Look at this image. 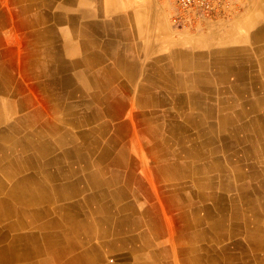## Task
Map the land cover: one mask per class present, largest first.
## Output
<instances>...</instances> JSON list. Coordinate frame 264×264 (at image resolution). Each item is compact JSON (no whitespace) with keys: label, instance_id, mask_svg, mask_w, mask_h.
<instances>
[{"label":"crops","instance_id":"obj_1","mask_svg":"<svg viewBox=\"0 0 264 264\" xmlns=\"http://www.w3.org/2000/svg\"><path fill=\"white\" fill-rule=\"evenodd\" d=\"M166 6L0 0L7 264H264V0L219 50Z\"/></svg>","mask_w":264,"mask_h":264},{"label":"rangeland","instance_id":"obj_2","mask_svg":"<svg viewBox=\"0 0 264 264\" xmlns=\"http://www.w3.org/2000/svg\"><path fill=\"white\" fill-rule=\"evenodd\" d=\"M166 6L167 19L169 20V25L172 30L178 32V34H197V33H205L207 36L212 37V50H219L218 48L224 47L221 45L223 37L226 35H242L247 33L252 29L253 23L250 21V17L254 13V9L256 7L257 2L260 0H235L233 6L227 8L221 13H217L215 15H206L200 13H192L189 15L185 22L176 25L172 21V17L174 13L178 11V8L175 3L163 0ZM199 36V35H198ZM236 43L231 44V46H235ZM135 104H133L131 109H135ZM125 107L124 104H116V109H120ZM167 109V108H165ZM91 110V106L88 104H84V114H87V111ZM106 110H111V108H107ZM70 118V116H68ZM106 120L108 118H105ZM110 122L109 132L111 135V119H108ZM91 125L85 126L84 129L87 130ZM70 128V125H69ZM126 129L122 127V131ZM4 142V141H3ZM117 155L121 157V152H116ZM147 152H137V158H149ZM122 158V157H121ZM1 191V189H0ZM230 202V201H229ZM230 205V204H229ZM4 254L3 259L1 258L0 264H7L8 262L5 260L9 257V262H11V255L7 253L9 244L8 242L11 240L12 232L10 230L4 231ZM38 234V232H36ZM27 239V235H25ZM0 255V256H2ZM108 255V254H107ZM111 254L108 255L107 260H111Z\"/></svg>","mask_w":264,"mask_h":264},{"label":"built area","instance_id":"obj_3","mask_svg":"<svg viewBox=\"0 0 264 264\" xmlns=\"http://www.w3.org/2000/svg\"><path fill=\"white\" fill-rule=\"evenodd\" d=\"M176 4L178 11L172 21L176 25L185 22L192 13L215 15L234 5L235 0H168Z\"/></svg>","mask_w":264,"mask_h":264},{"label":"bare ground","instance_id":"obj_4","mask_svg":"<svg viewBox=\"0 0 264 264\" xmlns=\"http://www.w3.org/2000/svg\"><path fill=\"white\" fill-rule=\"evenodd\" d=\"M259 5V4H258ZM136 21V20H135ZM227 77V76H226ZM186 86V85H185ZM262 101V100H261ZM236 173V172H235ZM239 175H240V173H239Z\"/></svg>","mask_w":264,"mask_h":264}]
</instances>
